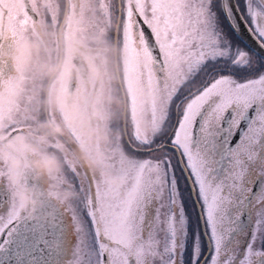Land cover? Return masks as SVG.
Masks as SVG:
<instances>
[{
  "label": "snow or ice",
  "instance_id": "6c2138e0",
  "mask_svg": "<svg viewBox=\"0 0 264 264\" xmlns=\"http://www.w3.org/2000/svg\"><path fill=\"white\" fill-rule=\"evenodd\" d=\"M114 3L125 187L91 189L55 251L0 214V264H264V0Z\"/></svg>",
  "mask_w": 264,
  "mask_h": 264
},
{
  "label": "clouds",
  "instance_id": "9594fccd",
  "mask_svg": "<svg viewBox=\"0 0 264 264\" xmlns=\"http://www.w3.org/2000/svg\"><path fill=\"white\" fill-rule=\"evenodd\" d=\"M50 35L48 26L41 23L38 31L26 34L11 53V59L21 72L31 74L36 71L49 80L69 86L75 81L80 89L79 93L70 88L66 91L60 88L49 89L47 107L50 111L59 113L60 119L39 122L35 127V131L40 134L38 139L59 141L69 130L74 129L81 138L74 152L76 165L96 175L101 183L119 191L125 186L117 171L120 165L117 145L122 137L120 130L112 127L116 112L109 113L108 107H124L121 97L114 94L115 85L120 79L114 58L122 53L106 41H98L93 47L89 38L81 34L72 43V55L78 56L80 60V65L77 66L71 64L67 57L54 59L50 55L46 46ZM142 127L147 129L143 122ZM29 135L13 138L17 152H39L38 144L33 143ZM2 151L7 154L8 145H4ZM24 163L22 159H16L12 166L19 168ZM32 164L50 179H55L61 170V162L54 155H42ZM128 168L131 172V165ZM51 187L55 188L56 185ZM60 195L65 202L70 201L73 196L67 191ZM17 197L25 209L35 205L29 191H19Z\"/></svg>",
  "mask_w": 264,
  "mask_h": 264
},
{
  "label": "flooded vegetation",
  "instance_id": "af4514ba",
  "mask_svg": "<svg viewBox=\"0 0 264 264\" xmlns=\"http://www.w3.org/2000/svg\"><path fill=\"white\" fill-rule=\"evenodd\" d=\"M21 6L22 12L30 19L32 24L33 33L38 31V26L43 23L49 28L51 35L47 38L53 37L57 40L56 51L59 53V58L67 57L71 64L77 65L79 57L72 55V43L71 35L74 32L76 26L85 16L95 20L101 18L103 20L102 25L99 24V32H103L106 29L108 38L112 37V45L115 46L116 27L118 17L115 15V3L114 0H27L30 6L33 18L28 14L25 9L23 0H17ZM42 1V2H41ZM5 0H0V56L1 47H6L11 50L12 46H9L10 42L16 37L12 34L10 25L8 24L9 11L4 6ZM111 5V16L109 15V6ZM114 20V27L112 28V22ZM101 22V20H100ZM105 25V27H103ZM74 38V37H72ZM116 39V49L121 51L122 43ZM91 45L92 43L89 42ZM3 45V46H2ZM93 46V45H92ZM95 47V46H93ZM122 58V55H121ZM119 68L118 55L114 58ZM78 66V65H77ZM48 82L44 91V110L43 119L45 120H59L60 114L54 111L47 110L46 97L48 93ZM75 90L79 93L77 83L74 81L73 86L66 84V90ZM120 97L124 101V107L121 117L120 132L122 136V142L125 146V141L129 139L128 134V114H127V98L123 97L118 86ZM25 128V127H24ZM19 131L17 133H24L22 126L16 128ZM28 132V129H25ZM11 133L9 135L12 136ZM59 147L56 150L59 160L61 162V175L59 174V180L54 183L50 178L40 172L32 164L33 161L40 158L37 154L26 153L25 155H18L19 159L25 161L22 167L17 168L16 174H12L7 171L4 162L0 160V202L6 205V210L2 214L7 217L8 211L14 210L21 220L26 221L30 226H35L38 239L42 240V247L46 250H57L63 243L60 235V228L58 227L62 223L65 225V231L68 230L70 215V202H65L60 195L62 192H71L73 197H77L80 205V211L83 207V201L85 200L84 183L85 177L72 172V176L68 175V160L67 154L71 147L77 146L79 139L74 129H71L67 134L60 138ZM57 147V148H59ZM61 177V178H60ZM12 183V184H11ZM55 184L56 187H51ZM19 191L31 192L35 205L31 208L25 209L17 197Z\"/></svg>",
  "mask_w": 264,
  "mask_h": 264
},
{
  "label": "rangeland",
  "instance_id": "374dc122",
  "mask_svg": "<svg viewBox=\"0 0 264 264\" xmlns=\"http://www.w3.org/2000/svg\"><path fill=\"white\" fill-rule=\"evenodd\" d=\"M42 2V1H41ZM6 9L9 11L8 15V24L11 27L12 34L18 36L13 41L10 42L9 46H12V49L9 50L6 47H1V56H0V71H2V75H0V160L4 162V166L7 171L12 174H16L17 168L12 166V162L18 158V155H25L26 153H19L16 151V145L13 138H20L23 135H29V139L38 144L39 152H35L38 158H41L42 155H54L59 158L56 150L61 148L58 146L59 142L57 141H42L39 140V132L35 131L36 125L44 121L43 119V110H44V91L47 86V82L49 84V89L60 88L62 91H66V84H58L52 80H49L43 77L38 72L34 71L31 74H25L20 71L18 66L11 59V53L15 45L23 39V37L28 33H33L32 24L29 18L22 12V4L20 6L17 0H5L4 3ZM1 15V12H0ZM101 20V22H100ZM103 20L101 18H97L95 20L90 19L88 16H85L76 26L74 32L71 35V39L75 40L81 34H84L89 38V42L92 43L93 46L96 45L98 41H106L112 45V37L108 38L106 29H103V32H99L97 29L99 24L102 25ZM105 27V25H103ZM114 27V20L112 22V28ZM74 37V38H72ZM55 35L53 37L47 39V50L50 55L54 59H59V53L56 51L57 43H56ZM120 45V42H119ZM3 46V45H2ZM122 53L118 55L119 61V76L121 80V84L124 90L125 97L127 98V114L129 112V102H128V81H127V72L125 66L126 54L123 50V46L120 47ZM70 59V55L69 58ZM115 95L120 97V92L118 89V83L115 85ZM48 98V93L47 97ZM47 100V99H46ZM47 110L48 107H47ZM50 111V110H49ZM116 112V119L112 121V127L118 128L120 130L121 126V117H122V109H116L115 106H109L108 112L111 113ZM128 134L130 135L131 127H130V119L128 118ZM147 127V123H144ZM22 126V131L24 133H17L19 131L15 130L18 127ZM25 127V128H24ZM28 129V132L25 131ZM14 134L9 137L11 133ZM79 142H81V138L77 134ZM122 137V136H121ZM11 141V143H9ZM4 145H8V153L5 154L2 149ZM59 147V148H57ZM117 148L120 152V165L117 168L119 176H122L124 171H129L128 165H131L129 159L127 158L126 152L123 150L125 146L123 145L122 139ZM73 150H69L66 153L68 156V175L72 176L73 170L76 171L77 174L85 177L84 183V194L85 197L88 196V193L91 189L99 188L101 190L110 187L104 183H101L98 177L94 174L89 173L86 169L79 167L75 163L74 152L76 150V146L71 147ZM34 153V152H33ZM28 154V153H27ZM59 174L61 175V170L57 174L55 179H50L52 183L56 180H59ZM13 177V176H12ZM61 178V177H60ZM12 184V183H11ZM125 187V186H124ZM112 188V187H111ZM114 189V188H113ZM124 189V188H123ZM123 189L119 190L122 191ZM116 190V189H115ZM70 215H79L80 213V205L77 197H73L70 199Z\"/></svg>",
  "mask_w": 264,
  "mask_h": 264
},
{
  "label": "water",
  "instance_id": "95a60500",
  "mask_svg": "<svg viewBox=\"0 0 264 264\" xmlns=\"http://www.w3.org/2000/svg\"><path fill=\"white\" fill-rule=\"evenodd\" d=\"M23 2H24V6H25L26 11H27L28 14L33 18V14H32V12H31V9H30V6H29V4H28V1H27V0H23ZM242 38L245 40V43H249V44L254 43V42H250V41H249V38H247V37H242ZM115 47H116V38H115ZM77 65H78V66L80 65V60L77 61ZM70 86H71V87L73 86V82H72V84H71ZM118 86H119V88H120V91H121L122 96L124 97V95H123V91H122V87H121V84H120V80H119Z\"/></svg>",
  "mask_w": 264,
  "mask_h": 264
}]
</instances>
